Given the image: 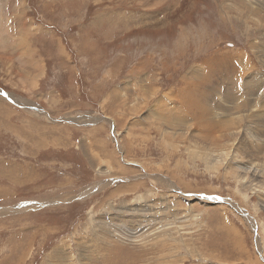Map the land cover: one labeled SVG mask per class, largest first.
<instances>
[{"label":"rangeland","instance_id":"rangeland-1","mask_svg":"<svg viewBox=\"0 0 264 264\" xmlns=\"http://www.w3.org/2000/svg\"><path fill=\"white\" fill-rule=\"evenodd\" d=\"M186 2L0 0V264H264V0Z\"/></svg>","mask_w":264,"mask_h":264},{"label":"bare ground","instance_id":"bare-ground-1","mask_svg":"<svg viewBox=\"0 0 264 264\" xmlns=\"http://www.w3.org/2000/svg\"><path fill=\"white\" fill-rule=\"evenodd\" d=\"M178 1V0H177ZM180 1H182V0H180ZM185 5H187V4H189V0H187V2L186 3H184ZM183 8V6L181 5H179L178 3H176V5L172 8V11L171 12H169V13H165V14H163V15H165V18H163L162 20H164L165 19V22L163 23V25H165L166 23L168 24V23H170L171 21H174V17L177 15V12L176 11H178L179 13H181V11L183 10L182 9ZM176 12V14H174ZM178 13V14H179ZM174 14V15H173ZM167 15V16H166ZM158 18V17H157ZM155 19V22H154V24L152 25L153 27H159L160 25H161V23H159L160 22V20L159 19ZM161 20V21H162ZM212 66V65H211ZM198 67V66H197ZM201 68V67H200ZM191 69V68H190ZM195 69V68H194ZM202 69V68H201ZM200 69V70H201ZM202 71V70H201ZM203 71H205V70H203ZM195 73V72H194ZM199 73V72H198ZM204 73V72H203ZM197 74V73H196ZM213 75V74H212ZM192 76V75H191ZM188 77V76H187ZM191 78V77H190ZM255 82V81H254ZM127 84V83H126ZM128 84H130V83H128ZM193 84H194V82H193ZM256 84V83H255ZM197 85V84H196ZM256 85H258V83L256 84ZM126 87V86H125ZM252 87V86H251ZM203 88V87H202ZM207 88V87H206ZM184 90V89H183ZM126 90H124V92H125ZM130 93V92H129ZM207 98V97H206ZM179 99V98H178ZM181 104H182V102H181ZM184 106V105H183ZM155 107V106H154ZM174 107H176V106H174ZM185 107V106H184ZM204 107H205V105H204ZM203 107V108H204ZM207 107V106H206ZM179 108V107H178ZM190 108V107H189ZM163 109V108H162ZM174 109H176V108H174ZM177 110V109H176ZM183 111V110H182ZM208 111V110H207ZM172 112V111H171ZM162 113V112H161ZM201 113H203V112H201ZM198 120V119H197ZM197 122H199V121H197ZM199 124H200V122H199ZM198 125V124H197ZM218 125V124H217ZM201 128V127H200ZM220 129V128H219ZM217 130V129H216ZM222 130V129H221ZM203 131V130H202ZM214 132V131H213ZM218 132H220V130L218 131ZM216 133V132H215ZM223 133V132H222ZM206 136V135H205ZM204 136V137H205ZM209 136H211V135H209ZM214 136V135H213ZM220 136H221V134H220ZM218 138V137H217ZM205 139V138H204ZM209 139V138H208ZM207 139V140H208ZM206 140V141H207ZM211 140V139H210ZM92 156V155H91ZM100 231V230H99ZM103 231H105V222H102V231L101 232H99V234H97L96 236H97V239H98V242H100V244L101 245H103V244H105V232H103ZM103 235V238H104V241H102V236ZM93 236V235H92ZM85 239V238H84ZM94 239V238H93ZM96 239V240H97ZM96 240H94V241H96ZM89 241V240H88ZM86 242V241H85ZM97 242V243H98ZM91 244H93V242L91 241ZM95 244H96V242H95ZM101 245H99V243L97 244V247L98 248H100L103 252H105V248L104 247H99V246H101ZM68 247V243L67 242H62V244L60 245V247ZM89 246V245H88ZM91 246V245H90ZM85 247V246H84ZM96 247V248H97ZM79 248V247H78ZM83 248V247H82ZM85 249V248H84ZM86 249H87V247H86ZM89 249V248H88ZM88 249H87V251H88ZM91 249V248H90ZM82 251H84V250H82ZM87 251H85V252H87ZM90 251V250H89ZM88 251V252H89ZM98 251V250H97ZM97 251H96V253H97ZM65 250H63V249H61V250H59V252L57 251L56 252V255H54V256H51V257H49L47 260H48V262H46V264H50L53 260H55V259H59V260H61V261H65L66 259H67V257L65 258V256H63V255H61V254H65ZM87 252V253H88ZM90 253V252H89ZM83 256V255H82ZM69 257H71V255L69 254ZM82 258V257H81ZM86 260H88V259H86Z\"/></svg>","mask_w":264,"mask_h":264},{"label":"crops","instance_id":"crops-1","mask_svg":"<svg viewBox=\"0 0 264 264\" xmlns=\"http://www.w3.org/2000/svg\"><path fill=\"white\" fill-rule=\"evenodd\" d=\"M2 37V36H1Z\"/></svg>","mask_w":264,"mask_h":264}]
</instances>
